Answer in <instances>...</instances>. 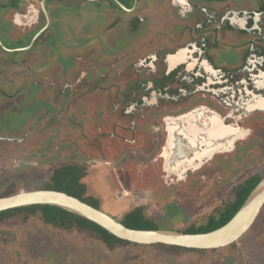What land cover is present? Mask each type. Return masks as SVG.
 <instances>
[{
    "label": "flooded vegetation",
    "instance_id": "flooded-vegetation-1",
    "mask_svg": "<svg viewBox=\"0 0 264 264\" xmlns=\"http://www.w3.org/2000/svg\"><path fill=\"white\" fill-rule=\"evenodd\" d=\"M1 55L0 104L77 109L98 153L141 141L151 192L158 180L218 188L217 159L264 150V0H0ZM41 57L44 71L28 68ZM11 66L22 72L8 84Z\"/></svg>",
    "mask_w": 264,
    "mask_h": 264
},
{
    "label": "rangeland",
    "instance_id": "rangeland-1",
    "mask_svg": "<svg viewBox=\"0 0 264 264\" xmlns=\"http://www.w3.org/2000/svg\"><path fill=\"white\" fill-rule=\"evenodd\" d=\"M58 18L67 20L68 16L58 15ZM47 42L43 40V43ZM3 58L1 55L0 71L4 66ZM38 59L27 64L28 68L44 71L45 58ZM14 68H5L8 84L22 72L21 69L14 72ZM108 96L100 94V124L110 120ZM42 97L51 98L48 94ZM26 98L23 94H9L10 102L3 100L0 104V198L9 191L17 194L44 190L55 169L78 164L86 170L87 175L82 180L87 186L86 196L96 199L102 212L119 222L126 212L143 206L145 215L160 230L182 232L202 225L208 214L232 197L235 185L250 175L264 176V150L254 147L252 142V147L248 148L252 152L242 148L225 162L216 160L223 164L220 168L225 176L220 185L216 183L218 188H214V183L220 168L214 170L215 176L208 173L210 183L215 178L210 189H201V184L200 188L185 185V190L159 186V192H151L146 189V145L143 147L141 141L131 145L120 140H114L112 144L105 142L98 153L88 144L83 146L95 135L93 129L96 127L93 122H86V128L78 127L77 109L65 112L40 109L32 113L21 107L8 108L13 101L22 102ZM86 111L90 114L91 110ZM5 228L13 229L17 235L12 250H18L27 264H264V205L254 223L237 241V246L209 252L202 261L192 254L173 257L155 248L123 247L109 251L100 242L54 232L42 227L38 221L26 224L13 221ZM13 262L0 243V264Z\"/></svg>",
    "mask_w": 264,
    "mask_h": 264
},
{
    "label": "trees",
    "instance_id": "trees-1",
    "mask_svg": "<svg viewBox=\"0 0 264 264\" xmlns=\"http://www.w3.org/2000/svg\"><path fill=\"white\" fill-rule=\"evenodd\" d=\"M86 170L78 164H66L53 171L50 183L44 190H54L63 192L72 196L81 202L100 210L96 199L86 196L87 186L82 180L86 177ZM263 175L255 174L239 184L235 185L231 191V198L225 201L221 206L217 207L205 218V222L197 227H189L183 233L198 234L207 233L216 230L225 225L240 209L247 197L253 189L263 179ZM155 185V191L159 190V186L169 189L177 186L179 190H185V184L182 180L178 185L168 184L158 180ZM16 194L15 191H9L4 196ZM17 221L20 224H26L31 221H38L42 227L50 229L54 232L65 235H77L83 239L100 242L106 250L114 251L123 247L133 248H155L160 249L167 255L178 257L180 255H195L198 261H202L205 254L214 252L213 250L188 249L177 246H168L162 244L139 245L119 239L97 224L82 218L78 215L70 213L64 209L49 205H33L19 207L0 212V243L5 247L6 255L9 259L15 261L11 264H27V261L21 258L18 250H12L15 247L14 241L18 239L17 235L12 232L13 229L5 228L8 223ZM119 222L127 228L135 230H158L159 228L144 213V207L138 206L126 212ZM2 227L4 229H2ZM237 241L227 246L231 249L237 246ZM13 255H16L14 258ZM13 257V258H12Z\"/></svg>",
    "mask_w": 264,
    "mask_h": 264
},
{
    "label": "water",
    "instance_id": "water-1",
    "mask_svg": "<svg viewBox=\"0 0 264 264\" xmlns=\"http://www.w3.org/2000/svg\"><path fill=\"white\" fill-rule=\"evenodd\" d=\"M33 205H49L64 209L97 224L111 235L131 243L213 250L227 247L238 241L254 223L264 205V178L225 225L207 233L188 234L173 230L130 229L101 210L54 190L19 192L0 198V212Z\"/></svg>",
    "mask_w": 264,
    "mask_h": 264
},
{
    "label": "bare ground",
    "instance_id": "bare-ground-1",
    "mask_svg": "<svg viewBox=\"0 0 264 264\" xmlns=\"http://www.w3.org/2000/svg\"><path fill=\"white\" fill-rule=\"evenodd\" d=\"M255 105V104H254ZM263 105V104H262ZM260 108V107H259ZM219 122V121H218ZM236 130V129H235ZM215 134L223 135V132H219V130L217 129V127L215 126ZM239 142V141H238Z\"/></svg>",
    "mask_w": 264,
    "mask_h": 264
},
{
    "label": "crops",
    "instance_id": "crops-1",
    "mask_svg": "<svg viewBox=\"0 0 264 264\" xmlns=\"http://www.w3.org/2000/svg\"><path fill=\"white\" fill-rule=\"evenodd\" d=\"M251 176H253V175H250L249 177H251ZM249 177H248V178H249Z\"/></svg>",
    "mask_w": 264,
    "mask_h": 264
}]
</instances>
